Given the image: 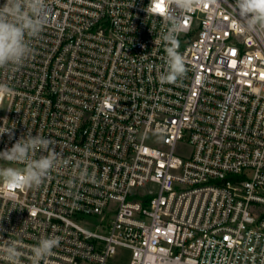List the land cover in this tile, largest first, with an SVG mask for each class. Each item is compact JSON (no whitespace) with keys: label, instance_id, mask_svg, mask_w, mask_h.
<instances>
[{"label":"built area","instance_id":"built-area-1","mask_svg":"<svg viewBox=\"0 0 264 264\" xmlns=\"http://www.w3.org/2000/svg\"><path fill=\"white\" fill-rule=\"evenodd\" d=\"M149 2L47 0L33 56L0 69V151L31 132L60 156L38 188L0 186L22 264L43 237L47 264H264V34L234 28V0L176 13L188 71L161 85Z\"/></svg>","mask_w":264,"mask_h":264},{"label":"clouds","instance_id":"clouds-1","mask_svg":"<svg viewBox=\"0 0 264 264\" xmlns=\"http://www.w3.org/2000/svg\"><path fill=\"white\" fill-rule=\"evenodd\" d=\"M205 4L219 6L218 0H150L145 9L148 14L161 17L169 25L161 36L166 53V68L158 76L161 85L176 84L188 71L185 58L178 51V35L182 26L176 13H186ZM47 7V0H4L0 4V69L18 70L33 56L32 41L44 31ZM234 7L235 29L264 34V0H234ZM12 92L13 89L7 84L0 83V100ZM5 133L12 135L10 129L0 130V135ZM50 145L53 144L49 138L27 132L10 148L0 151V161L9 165H22L0 166V186L19 190L38 188L60 164L59 153ZM37 153L40 155L37 156ZM77 178L90 179L86 169H79ZM3 231L0 226V232ZM59 243V237L41 238L36 245L30 246V255L27 257L30 264H41V261L47 264V259L53 255V249ZM21 248L22 245L17 241L0 245V259L6 260L8 264H22L21 257L25 253Z\"/></svg>","mask_w":264,"mask_h":264},{"label":"rangeland","instance_id":"rangeland-1","mask_svg":"<svg viewBox=\"0 0 264 264\" xmlns=\"http://www.w3.org/2000/svg\"><path fill=\"white\" fill-rule=\"evenodd\" d=\"M178 152L182 155V156H188L191 152V147L186 144V143H181L178 146ZM8 166H12V165H8Z\"/></svg>","mask_w":264,"mask_h":264},{"label":"snow or ice","instance_id":"snow-or-ice-1","mask_svg":"<svg viewBox=\"0 0 264 264\" xmlns=\"http://www.w3.org/2000/svg\"><path fill=\"white\" fill-rule=\"evenodd\" d=\"M157 7H160L159 5ZM161 11H163V8H160Z\"/></svg>","mask_w":264,"mask_h":264}]
</instances>
